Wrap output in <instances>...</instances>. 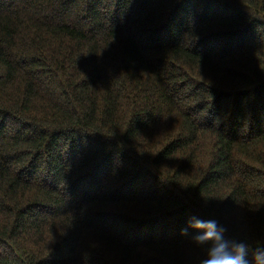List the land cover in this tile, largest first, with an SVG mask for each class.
Here are the masks:
<instances>
[{"label":"trees","instance_id":"16d2710c","mask_svg":"<svg viewBox=\"0 0 264 264\" xmlns=\"http://www.w3.org/2000/svg\"><path fill=\"white\" fill-rule=\"evenodd\" d=\"M192 214L264 240V0H0V264H198Z\"/></svg>","mask_w":264,"mask_h":264},{"label":"clouds","instance_id":"9594fccd","mask_svg":"<svg viewBox=\"0 0 264 264\" xmlns=\"http://www.w3.org/2000/svg\"><path fill=\"white\" fill-rule=\"evenodd\" d=\"M208 203L202 200V206ZM228 232V226L219 219L192 214L186 218L180 236L203 250L198 264H264V240L248 243L230 238Z\"/></svg>","mask_w":264,"mask_h":264}]
</instances>
